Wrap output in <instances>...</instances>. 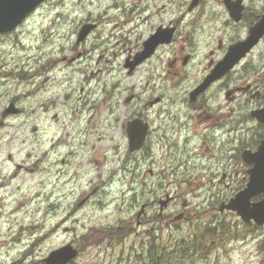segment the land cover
Returning a JSON list of instances; mask_svg holds the SVG:
<instances>
[{
	"label": "rangeland",
	"instance_id": "374dc122",
	"mask_svg": "<svg viewBox=\"0 0 264 264\" xmlns=\"http://www.w3.org/2000/svg\"><path fill=\"white\" fill-rule=\"evenodd\" d=\"M100 3L102 7L110 4L108 0H101ZM89 9L96 14L101 8L94 5ZM75 10L81 11L79 7ZM72 11L71 8L68 9L69 16H72ZM105 17L106 14L101 16L102 19ZM41 21L39 16H35L27 24L22 25L17 32L0 39V113L7 107V101L10 99L15 100L22 109L20 116L6 118L0 127V264L11 262L41 264V260L50 251L67 242L74 244L79 250V257L74 260V264H131L128 258L143 253L138 245V239L141 236L126 238L125 233L115 232L114 229L121 221L132 219L131 217L121 220L131 212L128 210V203L121 202L120 195H116L119 205L107 202L106 206L102 207L103 198L99 196L74 210L73 205L81 201L82 192L86 191L89 187V179L94 176L93 172H88L90 170L88 166L81 168L82 177L78 186L71 184L70 187L68 186V180L64 178L68 175V167L59 166L63 177L58 178L54 185L52 184L53 179L48 182L39 177L37 170L47 166L43 160V151L47 147L51 149L55 126L46 119L42 127L38 124L39 96H36L35 86L32 83L24 82L19 78L17 68L21 64L19 59L26 54H29V57L37 55L34 47L38 46L40 40L31 41L28 37H24V32L27 29L35 37L39 36L42 31L39 28ZM49 36L48 34L42 36L43 45ZM24 46L26 48L21 49ZM96 68L97 66L90 63L80 79L75 80L76 87L81 80H84L86 74L94 73ZM103 77L98 78L95 83L100 85ZM135 80L136 77L130 79V81ZM96 113L101 115L100 112ZM94 114L95 112L92 113V117ZM36 126L41 131L32 133L31 128ZM61 132L62 130L59 129L58 133L61 134ZM91 144L101 146L96 142ZM58 154L62 156L61 151H58ZM40 158L41 160H38ZM69 169L73 171V168ZM130 178L129 176L127 184ZM195 190L197 191L194 194L196 197L191 198L192 202L200 204L201 191ZM139 192L141 197H146L147 185L140 184ZM57 195H59V200L63 199L61 208L57 202L46 204V201L42 200L55 199ZM210 203L211 201L207 200V204ZM46 206L49 208L48 213L44 210ZM209 210L208 205L204 209L199 207L188 216V222L185 225L173 226L164 232L157 231L156 238L158 240L163 238V242L167 243V248L171 249V256H175L178 250L176 244L184 238L186 231H194L204 220L222 219V215ZM64 215H66L64 219L68 220V227L76 231L65 233L61 230H54L55 220ZM223 219L233 227L227 229L225 238L215 241L219 244L218 247L211 250H200L194 258L190 257L192 261L185 259L182 263L172 261L168 264H250L254 260L251 259L255 240L252 236L257 234L264 236V230L250 231V228L240 226L229 215H225ZM131 223L134 227L135 221ZM68 227H62V229L68 231ZM93 227L114 229L109 231L106 241L102 240L94 245L88 238V234L91 233L89 229ZM176 259L180 260V257ZM151 263V260H147L144 264Z\"/></svg>",
	"mask_w": 264,
	"mask_h": 264
},
{
	"label": "flooded vegetation",
	"instance_id": "af4514ba",
	"mask_svg": "<svg viewBox=\"0 0 264 264\" xmlns=\"http://www.w3.org/2000/svg\"><path fill=\"white\" fill-rule=\"evenodd\" d=\"M211 1L212 0H181L179 5L188 8L190 4L194 3L195 8L191 12L189 21L197 19L203 20L210 17L207 15L208 11L206 8L212 6ZM232 1L234 0H231V2ZM240 1L243 3V7L240 14L239 24L245 22L248 23L247 26L250 27L264 15V0ZM163 2L164 0H125L124 3H122V8L120 9L119 14L122 17L126 15L125 20L129 18L132 20L131 22L133 24L134 37L130 52L137 53L138 51H141L144 41L156 30L164 32L172 25L171 18L166 22V14L163 12ZM83 22L94 24L95 30L98 28L97 20L93 21V16L85 15ZM120 23L125 24L122 20ZM95 30L91 32L82 44L66 42L63 45L58 44V46L54 47L53 50L58 53L62 52L63 56L57 62H48L41 65L39 69L40 76L54 68L61 67L73 69L75 64L83 57L94 54L96 50L93 48L97 45L92 41L91 37L95 34ZM222 37L223 39H226L225 36ZM219 43L218 48L207 53L208 63H213L214 60H217V56L223 51L221 38L219 39ZM165 48L166 47H162V49ZM257 48L261 49L260 55L257 58L258 65H253L249 59L243 67H238L237 69L232 70L222 80L213 84L205 93L195 97L193 100L190 99L184 101V97L187 90L192 92L200 84H198V82L186 80L185 83L188 89L181 90V93L180 95H177L176 100L171 101L169 99L170 95L167 96L168 89L165 85L157 89L154 86L148 87L149 81H145L142 88L144 91L143 96L147 94L148 91H150L152 95L145 98L146 101H144L142 105L145 106L147 103L155 101L156 104L153 107V113L156 115L157 119H160L157 122V127L161 130L169 129L173 135L182 134L185 126L192 129V137L189 140V145L182 149L174 163V170L166 172L162 175L163 179H159L158 181H164L167 183L185 181L196 182L200 181L199 178L201 177L204 179L209 177L207 179L209 182L219 181L220 178V183L227 184L226 182H229L232 177L229 168L225 169L221 164L218 165V168L220 169L207 172L215 174L214 176H207V170L198 169L191 172L192 176H184L183 174H185V172L183 171V166L185 163L189 164V162H184V153L189 151L193 157H196L195 161H198L199 158L206 155L208 150L230 152V150L235 147L237 133H242L244 130L252 131L253 124L248 122L247 115L249 116V113L252 110L258 109L264 102V37ZM75 53L78 58L72 61L76 56L74 55ZM187 61H189V59L183 60V65H185ZM83 64L84 63H81L79 65ZM171 65L172 64H169L168 66L171 67ZM105 69L107 70L108 67H105ZM182 69L184 70L182 67L176 68L174 74L176 76L180 75ZM96 71L100 72L101 69L97 68ZM159 81L164 84L165 77H159ZM136 96L134 95V99L136 98L139 100L141 98ZM102 103L103 101L94 106V111L101 107ZM122 103L123 101L120 106L123 107ZM52 104H54V102ZM85 105L86 104L81 97L77 100L75 99L71 102H67L65 107L61 109L56 106L49 107L43 103L39 104L38 124L42 127L43 121L46 119V121L50 120V123L55 126L54 137L52 139L53 147L59 141H69V136L72 139L71 141L75 143V129L78 126V122L75 121V111L82 109ZM120 106L115 102L108 107H102L104 108L103 116H106L103 124L105 135L108 140H115V142L120 140L123 136V131L121 129L123 120L122 115L121 121L118 125V107ZM132 107L134 108L135 104H133ZM90 109H92V106L89 107V110ZM237 109H239V111H237ZM159 112H161L160 116L158 115ZM180 115L185 117V123H181L179 119ZM113 116L114 118L110 119ZM259 128L261 127L256 125L251 137H247L246 141H248V144H250L249 142L251 140H254L257 137ZM59 129L62 130L61 134L58 133ZM40 131L41 129L38 130V132ZM150 135L152 136L150 142H152L154 138H157L155 131H151ZM115 136L117 139H115ZM166 141H169V139H166ZM92 147H94V145H92ZM165 148L166 145L160 142L159 150L164 151ZM90 150L91 149L87 147V153H85L82 149L75 151V149L71 150L67 146L61 145L56 147L53 150L54 152H47L50 158L46 161L48 164L58 166L56 153H58V151H63L66 153L69 163L74 162L75 164L80 163L82 165L85 158H91L93 154L98 156L97 149H94L92 153ZM226 156L229 157V154ZM93 161L94 163H97L98 158H93ZM104 161H106V159H104ZM59 173L60 171L57 170L55 176ZM234 175L235 172H233V176ZM165 192L166 189L161 191L159 195L156 196V199H153L152 202L149 203V206L153 207L154 203H160L161 198L166 195ZM168 195H170V200L168 201L165 210L161 215L158 214L159 222H164V224H169L171 215L179 211V204L182 208H186L187 206V203L183 199V192L174 191L170 193V191H168L166 197ZM182 210L185 211V209ZM181 213L183 214V217H186L185 212L181 211L179 214ZM146 214L147 211L143 210L141 217H145ZM147 221L149 222V220ZM137 228H142V224L140 223Z\"/></svg>",
	"mask_w": 264,
	"mask_h": 264
},
{
	"label": "water",
	"instance_id": "95a60500",
	"mask_svg": "<svg viewBox=\"0 0 264 264\" xmlns=\"http://www.w3.org/2000/svg\"><path fill=\"white\" fill-rule=\"evenodd\" d=\"M38 0H0V33L9 31L21 22L27 12L33 8ZM244 49H237L230 54V58H226L219 66L217 76H220L228 68H230L234 62L239 58V52H243ZM232 58V59H231ZM16 110L9 107L3 112L2 116L8 114H15ZM264 122V116L261 118ZM260 154L264 160V145L260 149ZM262 192L264 193V180L262 182ZM255 191L250 196L254 195ZM247 198L242 196L238 198L230 206L237 209L244 221H247V213L245 209V203ZM264 209V205L262 207ZM264 218V215H263ZM76 255L75 251H72L69 247L63 248L59 251H54L50 254L49 259L46 261L48 264H66L70 259Z\"/></svg>",
	"mask_w": 264,
	"mask_h": 264
},
{
	"label": "trees",
	"instance_id": "16d2710c",
	"mask_svg": "<svg viewBox=\"0 0 264 264\" xmlns=\"http://www.w3.org/2000/svg\"><path fill=\"white\" fill-rule=\"evenodd\" d=\"M193 243L196 244V240L193 241ZM156 255H157V260H156V261L154 260L152 263H153V264H161L160 259H161L162 251L157 250V251H156Z\"/></svg>",
	"mask_w": 264,
	"mask_h": 264
},
{
	"label": "bare ground",
	"instance_id": "6f19581e",
	"mask_svg": "<svg viewBox=\"0 0 264 264\" xmlns=\"http://www.w3.org/2000/svg\"><path fill=\"white\" fill-rule=\"evenodd\" d=\"M46 74V73H45Z\"/></svg>",
	"mask_w": 264,
	"mask_h": 264
}]
</instances>
